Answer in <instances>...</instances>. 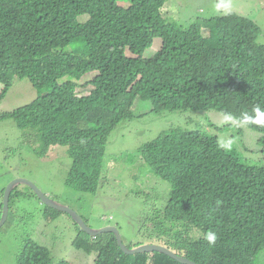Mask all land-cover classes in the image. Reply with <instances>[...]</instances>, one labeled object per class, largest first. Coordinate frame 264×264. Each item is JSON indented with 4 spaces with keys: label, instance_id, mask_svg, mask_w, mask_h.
<instances>
[{
    "label": "trees",
    "instance_id": "trees-1",
    "mask_svg": "<svg viewBox=\"0 0 264 264\" xmlns=\"http://www.w3.org/2000/svg\"><path fill=\"white\" fill-rule=\"evenodd\" d=\"M166 3L0 0V101L16 78H29L37 89L50 87L0 119L13 118L41 156L67 146L72 163L66 182L76 190L99 189L109 136L134 116L138 97L151 101L157 113L215 109L263 133L264 142V124L243 119L255 118L257 106L264 110L260 25L231 11L184 27L164 16ZM83 15L89 17L82 21ZM156 38L162 45L147 57ZM75 42L83 46L70 49ZM92 72L97 74L85 83L92 87L80 95L81 80ZM69 119L74 123L67 126ZM138 152L143 169L172 186L167 203L143 219V239L128 247L149 241L198 264H264V165L243 161L218 135L182 127L162 132ZM19 196L16 187L10 211ZM2 208L3 202L0 218ZM53 209L47 215L55 219ZM80 231L74 246L96 252L94 264H184L158 251L126 254L112 232ZM209 232L216 234L214 244L205 238ZM16 264L53 259L49 248L28 240Z\"/></svg>",
    "mask_w": 264,
    "mask_h": 264
},
{
    "label": "rangeland",
    "instance_id": "rangeland-1",
    "mask_svg": "<svg viewBox=\"0 0 264 264\" xmlns=\"http://www.w3.org/2000/svg\"><path fill=\"white\" fill-rule=\"evenodd\" d=\"M231 11L254 19L262 29L258 40L264 44V0H167L164 16L187 27L199 18ZM88 17L83 15L81 20ZM161 45L162 39L156 38L145 55L151 57ZM82 46V42H75L70 49L78 50ZM96 74L83 77L78 88L80 95L88 94L92 86L85 87V83ZM49 90L47 86L37 89L27 77L16 78L0 101V115L29 104ZM132 111L134 116L119 123L109 136L105 173L96 192H83L67 185L72 163L67 146H53L41 156L36 152L33 138L25 139V132L13 118L0 119V205L12 181L29 180L52 199L74 209L89 226L95 229L116 226L124 244L130 246L135 240L143 239L138 235L143 219L149 212L153 214L155 208L164 206L170 196L171 183L146 172L144 160L138 155L143 144L162 132L182 127L218 135L223 146L243 161L264 165L263 133L220 111L181 109L157 113L151 101L142 97L135 100ZM71 123H74L71 119L64 122L67 126ZM17 187L20 196L14 197L9 217L0 228V264H16L28 240L49 248L53 264H94L96 252L88 253L74 246L76 237L83 236L75 219L59 210L55 219L50 218L47 212L55 210L43 203L29 184L21 183Z\"/></svg>",
    "mask_w": 264,
    "mask_h": 264
},
{
    "label": "water",
    "instance_id": "water-1",
    "mask_svg": "<svg viewBox=\"0 0 264 264\" xmlns=\"http://www.w3.org/2000/svg\"><path fill=\"white\" fill-rule=\"evenodd\" d=\"M21 183L29 184L32 187V189L35 191V193L38 195V197L41 199V201L43 203H45L46 205L51 206L57 210L69 213L75 219V221L78 223V225L85 232L90 234L91 236H98L102 233H107V232L114 233L117 237V240H118V243H119L121 249L126 254H136V253H142V252L158 251L161 253H165V254L173 257L174 259H176L179 262L184 263V264H198L197 262H195L191 259H188L184 256L177 254L176 252H174L170 248H168L164 245H161V244H157V243H144V244H141L137 247L130 248L124 244V242L122 240V236L120 234V231L116 226H105V227H102L99 229H95V228L89 226L87 224V222L84 220V218L79 213H77L74 209L52 199L51 197L46 195L44 192H42L33 182H31L29 180L22 179V178L15 179L5 189L4 199H3V208H2L1 218H0V228L6 223L8 217H9V212H10L9 204H10L11 194L14 191V189Z\"/></svg>",
    "mask_w": 264,
    "mask_h": 264
},
{
    "label": "clouds",
    "instance_id": "clouds-1",
    "mask_svg": "<svg viewBox=\"0 0 264 264\" xmlns=\"http://www.w3.org/2000/svg\"><path fill=\"white\" fill-rule=\"evenodd\" d=\"M218 7H220L218 5ZM253 111L256 113L255 118H251L249 117L247 114H244L243 119L245 122H248L249 120H251V122L256 123V124H264V110H262L259 106H257L255 109H253ZM163 207V206H162ZM157 209V208H155ZM206 240L210 243V244H214L217 237L215 233L209 232L206 235ZM147 243H151V242H147ZM144 244V243H143ZM160 244V243H157ZM141 245V244H140ZM162 245V244H161ZM139 246V245H138ZM166 246V245H164ZM167 247V246H166ZM172 250V249H171ZM174 251V250H173ZM175 252V251H174Z\"/></svg>",
    "mask_w": 264,
    "mask_h": 264
}]
</instances>
